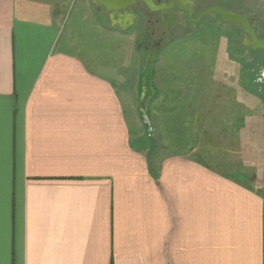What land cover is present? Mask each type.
Segmentation results:
<instances>
[{
    "label": "crops",
    "instance_id": "0c3cea01",
    "mask_svg": "<svg viewBox=\"0 0 264 264\" xmlns=\"http://www.w3.org/2000/svg\"><path fill=\"white\" fill-rule=\"evenodd\" d=\"M64 1L0 0V264H264V113L256 186L147 153Z\"/></svg>",
    "mask_w": 264,
    "mask_h": 264
},
{
    "label": "rangeland",
    "instance_id": "374dc122",
    "mask_svg": "<svg viewBox=\"0 0 264 264\" xmlns=\"http://www.w3.org/2000/svg\"><path fill=\"white\" fill-rule=\"evenodd\" d=\"M215 2L202 0L201 10ZM63 3L69 27L77 25L79 29L83 24L92 33L80 35L87 40L78 50L84 54L90 51L101 64L111 61L110 77L115 85L120 86L119 74L125 77L122 97L135 146L141 142L147 153L188 151L225 175L251 186L259 183L256 169L245 162L253 163L257 156L255 127L257 117L264 113V50L253 49L244 31L235 26L224 28L214 15L195 25L177 19L181 26H171L168 21L174 14L169 12L164 40L159 47L149 48L156 36L151 37L145 20L137 25L132 10L109 12L97 0ZM35 4L32 10L37 9ZM235 8L248 15L254 29L264 37V0H237ZM119 15L131 17L130 23L115 24ZM155 27L162 31L160 22ZM99 34H103L104 44L109 42L111 47L125 51V60L121 52L117 62L116 52L98 47ZM201 140L205 142L199 147ZM185 141L195 143L194 149L183 148Z\"/></svg>",
    "mask_w": 264,
    "mask_h": 264
},
{
    "label": "flooded vegetation",
    "instance_id": "af4514ba",
    "mask_svg": "<svg viewBox=\"0 0 264 264\" xmlns=\"http://www.w3.org/2000/svg\"><path fill=\"white\" fill-rule=\"evenodd\" d=\"M200 2H202V0H153V8L150 7L145 2H136L134 5L127 8L123 12H126L127 10H132V14L138 18V20L136 21L138 26H139V20L146 21L148 31L151 32V37L156 36V40L154 39L151 42H149L148 44L149 48L159 47L161 45V42L164 40V34L167 31L166 27L164 26V22L169 12H172L174 14V15H171V19H169L168 21V23L171 26L173 25L181 26L176 21L177 19H181L184 22L189 21L194 25L198 24L205 16L202 17L200 20H197L198 17L202 13L208 11L210 8H213V7H219L228 12H233L235 14L243 15L247 18L248 22L252 26V23L249 20L248 15L243 13L240 9L235 8V4L237 3V0H216L215 3L209 4L210 6L208 7V9L206 8V10H203V9L201 10ZM166 5L171 6V8L169 9L164 8L162 10L161 8L163 6L165 7ZM101 6L103 7V9H105L103 5ZM199 8H200V11H197V9ZM210 15H214L218 17L221 25H223L224 28L229 27V28L234 29V27H230V26H235V27H239L240 30L244 31L243 26L240 24L226 23L223 21L220 15L215 14V13H212ZM172 17H175V18H172ZM159 22L162 25V29H161L162 31L155 30L156 29L155 25ZM252 28L254 29L253 26ZM254 31L259 39H264V37L260 36V34L255 29ZM250 42H251V38H250ZM146 50H147V47H146Z\"/></svg>",
    "mask_w": 264,
    "mask_h": 264
},
{
    "label": "water",
    "instance_id": "95a60500",
    "mask_svg": "<svg viewBox=\"0 0 264 264\" xmlns=\"http://www.w3.org/2000/svg\"><path fill=\"white\" fill-rule=\"evenodd\" d=\"M97 2L103 5L107 11L113 13L123 12L127 8L134 5L136 2H145L153 8V0H97ZM164 8L169 9L171 8V6L166 5L165 7L163 6L161 9L163 10ZM212 13L220 15L223 21L226 23L242 25L244 32L251 38V45L253 49L264 50V39H259L257 37L254 29L252 28L245 16L235 14L233 12H228L219 7H213L210 8L208 11L202 13L197 20H200L202 17L210 15Z\"/></svg>",
    "mask_w": 264,
    "mask_h": 264
},
{
    "label": "trees",
    "instance_id": "16d2710c",
    "mask_svg": "<svg viewBox=\"0 0 264 264\" xmlns=\"http://www.w3.org/2000/svg\"><path fill=\"white\" fill-rule=\"evenodd\" d=\"M204 142H205V140H204ZM204 142H203L202 140H201V142H198V143H200V144H199V147H200V146L202 147V145L204 144ZM189 143L193 144L191 141H190V142L185 141V142H184V145H182V147L188 149L189 151H191V150L194 149L193 147H195V143L193 144L194 146L191 145V144H189ZM182 144H183V143H182ZM197 145H198V144H197ZM184 150H185V149H184ZM199 152H200V151H199ZM198 160L201 161V162H203L204 164H206L208 167L213 168L212 166H210V164H208V163L205 161L204 158H202V157L200 158V157L198 156ZM227 176H229V175H227ZM229 177L234 178L233 176H229ZM234 179L243 182V180L240 179V178H234Z\"/></svg>",
    "mask_w": 264,
    "mask_h": 264
}]
</instances>
